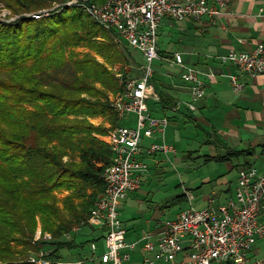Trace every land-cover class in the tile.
<instances>
[{
    "label": "trees",
    "instance_id": "16d2710c",
    "mask_svg": "<svg viewBox=\"0 0 264 264\" xmlns=\"http://www.w3.org/2000/svg\"><path fill=\"white\" fill-rule=\"evenodd\" d=\"M54 1L0 0L13 14L40 11ZM113 33L80 6L0 20V264H33L28 249L43 246L51 248L43 250L48 258L65 259L62 250L77 253L103 238L64 240L74 228L91 224L92 207L105 188L102 173L112 161L110 147L96 136L105 128L90 118L119 122L107 96L85 95L101 93L96 82L120 86L95 57L75 58L71 47L84 42L103 54L106 43L117 54ZM57 191L68 193L59 199ZM38 222L51 240L34 241Z\"/></svg>",
    "mask_w": 264,
    "mask_h": 264
},
{
    "label": "built area",
    "instance_id": "2783aa9c",
    "mask_svg": "<svg viewBox=\"0 0 264 264\" xmlns=\"http://www.w3.org/2000/svg\"><path fill=\"white\" fill-rule=\"evenodd\" d=\"M232 0H107L104 4L91 0H66L60 6H80L94 21L118 34L131 48L142 52L145 64L140 65V77L121 76L120 91L112 101L119 123L110 132L112 161L102 173L105 188L95 201L92 220L105 229L102 249L97 242L91 244V260L100 264H127L136 242L126 239V228L119 217L120 200L136 191L140 178L150 171L142 159L144 152L175 155L177 148L166 140L169 117L154 116L148 100L158 101L160 95L152 84L155 71L152 63L161 59L159 34L165 19L200 23L204 16L212 19L222 14L221 9ZM50 10H40L30 15L36 18L48 15ZM180 68L181 78L189 84L190 109L207 93L205 74L185 62L182 52L166 57ZM224 64L236 66L243 74H264V43L252 51L230 50L220 56ZM241 74H229L235 92L244 87ZM130 114L136 124L123 123ZM144 138H158L144 146ZM264 172L252 165L241 170L235 196L219 205L196 208L192 202L175 218L159 222L161 235L156 242L147 239L146 252L155 251L167 264H211L233 261L236 264H264V256L251 257L258 239L264 237ZM47 240L51 234L44 235ZM182 254L179 259L178 256ZM33 264H85L84 258L51 259L44 252L32 254ZM146 264H155L152 257Z\"/></svg>",
    "mask_w": 264,
    "mask_h": 264
},
{
    "label": "crops",
    "instance_id": "0c3cea01",
    "mask_svg": "<svg viewBox=\"0 0 264 264\" xmlns=\"http://www.w3.org/2000/svg\"><path fill=\"white\" fill-rule=\"evenodd\" d=\"M221 11L222 14L215 19L204 16L200 23L174 21L171 25L170 19L164 20L161 30H169L168 34L175 38L176 44L172 53L166 56L172 57L173 53L182 52L187 64L205 74L207 93L196 103V109L192 110L187 105L191 100L189 84L181 78L179 70L158 74L157 77L155 73L152 84L160 99L154 100L155 105L150 110L154 116L169 117L166 140L176 148V141L171 138L189 143L196 134L204 161L220 163V166L214 182L208 174L201 182L192 184L200 190L204 185L215 183L217 189L214 187L211 193L199 196L190 188L177 193L179 187L176 177L166 181H159L158 177L173 173L176 166H185L188 156H178V149L175 155L169 156L144 152L142 159L149 165L150 171L141 176L139 188L118 204L119 217L127 230L126 239L136 242L127 264H146L144 260L147 257H152L155 264H167L155 251L146 252L143 245L147 239L154 242L158 240L162 232L160 221L175 218L183 210L169 217L166 214L171 205L179 201L192 202L195 207L197 203L201 207L219 205L235 196L241 170L254 165L264 172V74L242 75L236 66L224 64L220 59L222 54L230 50L252 51L259 43H264V0H232ZM230 73L242 75L245 84L241 91L233 90ZM122 122L135 125L136 116L130 114ZM191 126L196 132L190 130ZM153 141H158V138H144L143 144L147 147ZM215 157L221 159L215 160ZM95 227L101 228L99 224H95ZM101 229L102 234L97 233L96 237L104 235L105 229ZM97 243L101 250L102 245L99 241ZM78 251L86 252V256L75 254L73 258L67 259L84 258L87 260L85 264H100L91 260L93 252L90 245ZM250 255L264 256V237L257 240ZM181 257L182 254L178 256L179 259ZM211 264H231V261Z\"/></svg>",
    "mask_w": 264,
    "mask_h": 264
},
{
    "label": "rangeland",
    "instance_id": "374dc122",
    "mask_svg": "<svg viewBox=\"0 0 264 264\" xmlns=\"http://www.w3.org/2000/svg\"><path fill=\"white\" fill-rule=\"evenodd\" d=\"M64 1L66 0H57L52 2L51 5H49L48 7H46L47 10L54 11L55 6L58 4H62ZM104 4V3H103ZM59 8V7H58ZM43 9V10H46ZM37 12V10H33L29 13H23V14H13V12L11 11V9L4 3V2H0V20L4 21V22H11L13 20H15L16 18H18L19 16H31V13ZM47 16V15H45ZM171 25H173V23H175L173 20H170ZM168 27V26H167ZM169 31V30H167ZM165 29L162 31L160 30V34H159V46L161 47V55L162 58L161 59H156L154 60V62L152 63V68L156 73V76H158V74H165L168 71L171 72H175L176 69L179 70L180 72V68L177 67V65L173 62L167 61L165 58L168 57L170 55V53H172V51L175 49V38H172L168 32ZM167 32V33H166ZM113 38L115 40V42H117L118 44V50L121 52H118L116 54V52H114L113 50L108 49V47L106 46V43H102L103 47L102 49H105L102 53L100 54L96 49H91V47L85 45L84 42H81L80 45L77 46H73L71 47L74 52L75 58H82L83 56L86 55H91L93 57H95L100 63H102L106 68H108V70L110 72L113 73V75L115 76V78H117L118 80V84L120 86V78L121 76H128V77H140L141 72L139 70L140 65H144L145 64V59L144 56L142 54V52H140L139 50L135 49V48H131L129 47L124 40H122L120 38V36L118 34H116L115 32L113 33ZM98 40H100L101 42H105L102 41L104 40L103 37L98 36L97 37ZM106 46V47H105ZM106 50H109V53H106ZM168 55V56H166ZM154 73V74H155ZM154 80H152L153 83ZM95 87L101 92L98 94H95L93 96H88L87 94L85 95L86 97L95 100L96 98H102V96H107V98L109 99L110 102V107L111 110H113L112 108V101L114 98H116V96L119 94L120 89H118L116 86H114L113 83H110L109 86H104L103 84H101L100 82H96L95 83ZM121 88V87H120ZM104 94V95H103ZM148 105L150 110H152V107L155 105L154 100H148ZM91 121L96 124V125H101L105 128L106 132L104 134H96L97 137H99L101 140H103L104 142H106L108 144V146L111 149V138H110V132L114 129V127L117 125L113 124V122L111 121L112 117H108V116H102V115H98L95 117H91L90 118ZM101 120L99 122H97L96 120ZM192 132H196L195 129L191 126L190 129ZM201 132V131H200ZM169 135V134H168ZM194 136V140L190 141L189 143L187 142H180L179 140H176L174 138H171L174 142L175 145L177 146L178 149V156H188L185 160V166L183 165V167H179L176 166V169L173 173H165V174H161L159 175L158 178H160L159 181H166L168 179H173V178H177L178 180V187L179 189L177 191V193H182V191H184L185 188H190L192 190V192L196 195H202V193H211L212 188L215 187V189H217V186L215 185V183H213V185H204L202 188H200V190L195 189L197 183L201 182L202 178L205 177V175H211L214 179L213 182L216 180V174L219 171V164L220 163H206L204 161V157L201 156L200 154H202L203 152H201V145L199 143L196 142V139H198L196 137V134L193 135ZM201 138H203V136L201 135ZM168 139L169 136H168ZM171 140V141H172ZM112 151V149H111ZM218 175V174H217ZM215 177V178H214ZM183 182V183H181ZM195 183V184H192ZM171 191H175L174 189H171ZM68 192L67 191H57L56 194L58 196L59 199H62ZM59 204L61 206H63L62 202H59ZM190 205V203L188 204L187 202L182 203V201H179L177 203H175V205H171L168 209L167 212V216L171 217L174 216L176 213L179 212L180 209H185ZM200 203L196 204V207L198 208H204L205 206H200ZM78 227L74 228L72 230V232L68 235H66V237H64V240H74V238L76 239L77 242L82 241V240H92L96 238V235L98 233V235H101L103 230L101 228H96L95 224L93 221H91V224L89 226H83L81 227V229H77ZM97 229V230H96ZM102 230V231H101ZM46 234H51L48 231H43L42 229V224L41 222H38L37 228L35 230V237H34V241L35 242H39L38 240L41 238H44V235ZM52 235V234H51ZM66 238V239H65ZM104 242L102 239L99 240V244L102 245ZM90 245V244H89ZM38 247V246H36ZM19 248H22V246H19ZM40 248L34 249H28L26 257L27 260L28 258L32 255V254H40L42 252H44L43 250H47V252L51 249L50 247H42L40 250ZM45 254V252H44ZM80 254V255H84L86 256V252L84 253H75V251L69 252L68 249H64L62 250V255L64 256L63 258L67 259V258H73L74 255ZM224 263V262H223ZM231 264L232 261H231Z\"/></svg>",
    "mask_w": 264,
    "mask_h": 264
}]
</instances>
